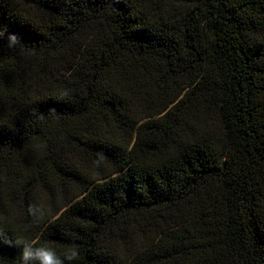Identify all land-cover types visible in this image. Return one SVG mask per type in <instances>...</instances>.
<instances>
[{
	"label": "trees",
	"instance_id": "trees-1",
	"mask_svg": "<svg viewBox=\"0 0 264 264\" xmlns=\"http://www.w3.org/2000/svg\"><path fill=\"white\" fill-rule=\"evenodd\" d=\"M25 243L264 264V0H0V264Z\"/></svg>",
	"mask_w": 264,
	"mask_h": 264
},
{
	"label": "clouds",
	"instance_id": "clouds-1",
	"mask_svg": "<svg viewBox=\"0 0 264 264\" xmlns=\"http://www.w3.org/2000/svg\"><path fill=\"white\" fill-rule=\"evenodd\" d=\"M78 255V250L74 245L70 246L69 252L61 258L51 248L25 243L22 245L21 264H65L66 261L71 264L78 258Z\"/></svg>",
	"mask_w": 264,
	"mask_h": 264
}]
</instances>
